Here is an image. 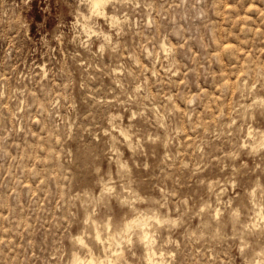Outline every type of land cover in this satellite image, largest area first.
<instances>
[{
	"label": "rangeland",
	"instance_id": "rangeland-1",
	"mask_svg": "<svg viewBox=\"0 0 264 264\" xmlns=\"http://www.w3.org/2000/svg\"><path fill=\"white\" fill-rule=\"evenodd\" d=\"M101 10L0 0V264H264V0Z\"/></svg>",
	"mask_w": 264,
	"mask_h": 264
},
{
	"label": "bare ground",
	"instance_id": "bare-ground-1",
	"mask_svg": "<svg viewBox=\"0 0 264 264\" xmlns=\"http://www.w3.org/2000/svg\"><path fill=\"white\" fill-rule=\"evenodd\" d=\"M88 1L90 3V7L93 10L92 5L96 2V0H88ZM107 1L108 0H104V3H106ZM102 9L103 10L98 9V10H95V11L96 12L97 11H100V10L101 11H104V7ZM113 21H114V19H113ZM256 215H257V217L261 218L264 221V211L261 208L260 209L259 208L257 209ZM157 217H159V216H157ZM152 218H154V216L148 215V214H146V215H142L141 214V215H138V216H135V217L126 219L124 221V223L122 224L121 231L124 232V233H127L129 235L133 226H135L136 224H137V226H138V224L139 225H143L142 226V230L140 232V239L144 242V245L146 247L145 248L146 249L145 250L146 259H147L148 263H150V264H161L163 262V252L157 250L154 247L153 242H154V238L155 237H153V235L151 234V232L149 231V229L147 230L144 227V224H147V223L150 224V222H152V221L149 222V220L152 219ZM157 219H158V221H160L159 220L160 218H157ZM121 231L119 233H121ZM96 235H97L98 238H101V236H100V234L98 232L96 233ZM127 237L128 236H126V238ZM77 239L79 241H82V237L81 236H78ZM108 239H111L113 241V242L112 241L108 242L109 243L108 246H110L112 243H115V244H117V246L118 245L120 246L121 245V242L123 241V240L121 241L116 236V234H112L111 237H108ZM85 245L87 246V250H88V253L87 254L88 255L86 254L87 256L83 257V256L79 255L78 253H74L73 256H72V260H71L72 261V264H113V261L115 260V259H112L111 258L113 255L111 256L110 254L105 253L103 256H95L96 254L95 255L93 254L91 248L87 244H85ZM104 247H106V245ZM112 250H114V249H112ZM115 250H117V249H115ZM118 250H119L118 252L116 251L117 258L120 257V256H123L122 248H120Z\"/></svg>",
	"mask_w": 264,
	"mask_h": 264
},
{
	"label": "snow or ice",
	"instance_id": "snow-or-ice-1",
	"mask_svg": "<svg viewBox=\"0 0 264 264\" xmlns=\"http://www.w3.org/2000/svg\"><path fill=\"white\" fill-rule=\"evenodd\" d=\"M104 6H105L104 0H96V2L92 5L93 10L102 9ZM100 14L103 13L101 12Z\"/></svg>",
	"mask_w": 264,
	"mask_h": 264
}]
</instances>
